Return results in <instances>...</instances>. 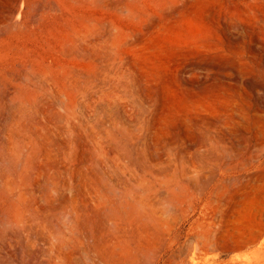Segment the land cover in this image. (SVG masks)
Here are the masks:
<instances>
[{"label": "rangeland", "instance_id": "1", "mask_svg": "<svg viewBox=\"0 0 264 264\" xmlns=\"http://www.w3.org/2000/svg\"><path fill=\"white\" fill-rule=\"evenodd\" d=\"M22 6L0 33L33 75L0 86V264L103 262L111 238L152 264L175 237L157 264H262L264 0Z\"/></svg>", "mask_w": 264, "mask_h": 264}, {"label": "bare ground", "instance_id": "2", "mask_svg": "<svg viewBox=\"0 0 264 264\" xmlns=\"http://www.w3.org/2000/svg\"><path fill=\"white\" fill-rule=\"evenodd\" d=\"M26 1L27 0H14L13 4H11V5H9L8 3H7L8 5L5 4L7 7L3 8L2 13L0 14V33L2 31L4 33V30L6 31V29L9 28L10 31L12 32V33H10V35L12 37V35H16V34L18 35L21 29H25V19H22L21 16L24 17L25 16V12L29 8V7L28 8L25 7L27 9L26 10L22 6V5H24L26 3ZM2 5H4V4H2ZM28 6H30V5H28ZM30 9L33 10L32 11V15L30 16L31 18L29 19L32 22L33 20H37V18L40 15V12L43 11L42 3H41V5H39V3L36 4V7L34 9L33 8H29V10ZM1 10H0V12H1ZM42 15L40 16V18L42 17ZM28 16L29 15H27V17ZM39 20H41V19H38V21ZM39 24H40V22H39ZM33 25L34 24L32 23V25H30V27H33ZM37 26L40 27L39 25H37ZM27 28H28V26H27ZM37 30L35 29V31H37ZM26 31H28V29ZM32 34H34V33H32ZM17 35H16V37H18ZM5 37H6L5 35L0 34V39H3ZM3 44H1V45H3ZM12 48H13V46H12ZM8 50H7V52H8ZM17 51H18V49H17ZM19 51H20V49H19ZM12 56H14V55H12ZM5 58H8V57H5ZM24 58H26V57H24ZM30 62H31V60H30ZM32 76L33 75H32L31 66L28 63H26V61H19L18 59H15L14 57H12L9 60L8 59L5 60V61L2 60L0 62V86H29L27 84V81H31V84H32V82H33L31 80L33 78ZM39 77H41V76H39ZM35 81H37V80H35ZM25 148H26V145L23 144L18 149V151L15 153V155H16V163H19V162H21L23 160ZM169 192L171 193L169 195V197H168V200L170 201V200H172L175 192H174V190H170ZM191 197H193V194H191V192H187L185 194V198L184 199L185 200H189V198H191ZM139 200H140V198H136V201L139 202ZM126 203H127V205H125L124 210L126 212H128L130 210L134 211L133 207H135V205L132 202L127 201V200H126ZM139 209H140V211H138L137 214L135 215V219L139 221L140 226L143 227V229H142L143 231L146 230V228L149 226V224L154 226V225L162 222L163 218L158 216V215H156L149 208H146V206H144V207L140 206ZM257 238H259V237H257ZM257 238L255 240H258ZM177 240H178V238L175 237L174 239H171V240L167 241L166 244L163 246V249L165 250V252L164 253H159L158 255H156L154 257V260L152 261V264H157L158 262L162 261L163 258H164V255L168 254V252L172 249L173 245L177 242ZM107 246L110 247V250H109V252L107 254V257H104V259H102L103 262L98 261V263H94V264H138L137 260L135 259L136 251L134 250V248H130L128 250H122L119 242L115 241L112 238L108 240ZM194 247H197V245H195ZM141 249L142 248H140V250ZM97 253H98L99 256H102V254L98 250H97ZM180 262H181V264H185V259L181 258ZM241 263H243V262H241ZM262 264H264V262Z\"/></svg>", "mask_w": 264, "mask_h": 264}]
</instances>
